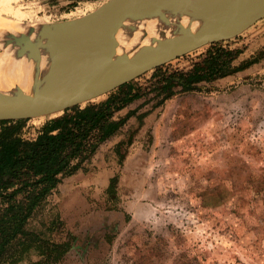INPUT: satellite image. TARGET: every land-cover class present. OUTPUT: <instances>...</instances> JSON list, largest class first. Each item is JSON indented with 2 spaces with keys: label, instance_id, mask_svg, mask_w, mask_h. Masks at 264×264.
Here are the masks:
<instances>
[{
  "label": "rangeland",
  "instance_id": "obj_1",
  "mask_svg": "<svg viewBox=\"0 0 264 264\" xmlns=\"http://www.w3.org/2000/svg\"><path fill=\"white\" fill-rule=\"evenodd\" d=\"M109 1L18 4L57 23ZM224 44L242 48L236 65L256 57L264 49V18ZM207 46L166 66L188 68ZM151 72L136 80L144 83ZM202 88L159 106L148 94L118 112L137 109L29 219L28 229L68 245L51 264H264V55ZM49 118H26L22 136L33 138ZM130 131L132 142L117 145L125 154L120 163L116 144ZM114 174L112 198L107 187ZM39 258L31 249L15 264Z\"/></svg>",
  "mask_w": 264,
  "mask_h": 264
},
{
  "label": "trees",
  "instance_id": "obj_2",
  "mask_svg": "<svg viewBox=\"0 0 264 264\" xmlns=\"http://www.w3.org/2000/svg\"><path fill=\"white\" fill-rule=\"evenodd\" d=\"M242 52V48L224 41L211 43L188 68L158 66L144 83L137 77L100 100L72 106L45 120L33 138L22 136L27 119H0V264H15L31 249L40 256L32 264H51L62 257L67 243L42 238L28 229L29 219L62 179L83 168L98 147L116 135L137 109H129L124 115L118 112L148 94L157 99L154 106H159L178 92L200 90L203 84L243 70L264 55L262 49L256 57L236 65ZM146 113L138 115L140 120ZM132 137L130 131L126 139L116 144L120 163L125 154L117 145H129ZM118 177L114 174L109 179L107 192L112 198Z\"/></svg>",
  "mask_w": 264,
  "mask_h": 264
},
{
  "label": "water",
  "instance_id": "obj_3",
  "mask_svg": "<svg viewBox=\"0 0 264 264\" xmlns=\"http://www.w3.org/2000/svg\"><path fill=\"white\" fill-rule=\"evenodd\" d=\"M224 1L217 3L228 10L236 9L237 2L248 1L253 15L219 26L186 30L171 27V21L165 15V9L172 6L174 0H111L82 17L40 24L45 29L54 24L64 28L60 33L40 36L41 39L48 36L47 42L56 44L52 63L48 61L44 73H40L39 68L31 72V81L26 83V88L19 83L0 88V119L54 117L72 106L105 97L120 85L191 51L233 39L256 20L264 18V6L260 7V0ZM217 3L186 0L187 6L182 12L190 16L188 23L192 24L210 18L216 9L213 4ZM172 7L167 11L177 15L172 13ZM177 13V16L181 15ZM144 19H156L154 32L148 35L142 31L140 39L144 38L146 43L125 49L120 44L121 38L127 40V35L134 33ZM18 39L5 34L1 43L15 47ZM174 47L176 51L168 55L167 52ZM30 55L40 66L41 54Z\"/></svg>",
  "mask_w": 264,
  "mask_h": 264
},
{
  "label": "bare ground",
  "instance_id": "obj_4",
  "mask_svg": "<svg viewBox=\"0 0 264 264\" xmlns=\"http://www.w3.org/2000/svg\"><path fill=\"white\" fill-rule=\"evenodd\" d=\"M20 0H0V36L3 34L18 37L16 46H9L2 44L0 42V88L6 89L10 88L14 83H19V86L26 88V83L31 81V72L39 68L40 73L46 72V67L48 61L51 62L53 55L55 54L56 44L53 42H47L48 36L40 38L43 35H52L60 33L64 30L59 24H54L49 28H43L39 23H44L48 21L45 16H38L36 10H25L24 7L19 5ZM217 3L219 0H212V2ZM222 3L225 1L221 0ZM251 2V0H250ZM238 6L232 7L228 10L227 7L222 5L213 4L216 9L210 16V18L196 21L192 24L188 23L190 16H185L182 12L186 9V0H174L171 8L172 13L179 15L177 12L181 13L180 16L171 15L166 8L165 15L170 22V26L173 28H183L186 30H200L203 28L211 26H219L225 23H231L233 20L242 19L245 17H250L253 15L250 3L237 2ZM15 4H18L15 6ZM260 7L264 6V0L259 1ZM214 7V8H215ZM39 8H37L38 10ZM175 22V23H173ZM156 25V19H144L138 25L136 31L127 35V40L121 38L120 44L125 49H130L136 45H144L146 40L144 38L140 39L142 31L150 35L154 32ZM153 34V33H152ZM54 37V36H53ZM45 41V42H44ZM49 43V44H47ZM29 51V52H28ZM176 48H172L171 51L167 52L168 55L173 54ZM27 52V53H26ZM41 54L40 66L38 61L31 58L32 53ZM59 58L62 55H58ZM89 70H92L89 69ZM87 70V71H89ZM86 71V70H85Z\"/></svg>",
  "mask_w": 264,
  "mask_h": 264
},
{
  "label": "crops",
  "instance_id": "obj_5",
  "mask_svg": "<svg viewBox=\"0 0 264 264\" xmlns=\"http://www.w3.org/2000/svg\"><path fill=\"white\" fill-rule=\"evenodd\" d=\"M233 75V74H232ZM225 77H223V78H220L219 80H221V79H224ZM203 90H205V88H201L200 90H197V91H203ZM175 95V94H174ZM172 97V96H171ZM170 97V98H171ZM169 99V98H168ZM167 100V99H166Z\"/></svg>",
  "mask_w": 264,
  "mask_h": 264
}]
</instances>
